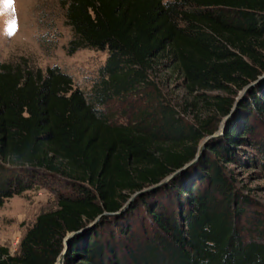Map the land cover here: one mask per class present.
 <instances>
[{"label":"trees","instance_id":"obj_1","mask_svg":"<svg viewBox=\"0 0 264 264\" xmlns=\"http://www.w3.org/2000/svg\"><path fill=\"white\" fill-rule=\"evenodd\" d=\"M62 3L67 52L108 56L87 94L57 66L0 62V207L37 187L56 196L16 253L0 245V264H57L69 233L64 264H264V204L229 167L264 178V0ZM159 66L210 116L189 124L159 102L112 123L105 106ZM227 116L195 162L144 191L193 161Z\"/></svg>","mask_w":264,"mask_h":264},{"label":"rangeland","instance_id":"obj_2","mask_svg":"<svg viewBox=\"0 0 264 264\" xmlns=\"http://www.w3.org/2000/svg\"><path fill=\"white\" fill-rule=\"evenodd\" d=\"M63 1L0 0V62L25 60L42 70L57 66L71 77L74 88L87 94L108 52L91 48L78 49L71 54L67 52L73 33L65 23ZM150 79L151 84L147 88L114 98L105 106L104 111L112 123L128 124L139 108L159 102L178 111L189 124H198L197 117L206 119L210 116V111L198 100L197 92L186 94L183 79L172 66L157 67ZM187 101L192 105L186 104ZM223 124L224 120L211 121L209 127L215 128L200 141L197 159L203 152L204 143L206 145L207 141L219 136ZM229 167L234 170L242 192L264 204V178L259 177L252 168L232 163ZM133 200H129L124 208ZM55 206L56 196L47 187L33 188L8 198L0 207V245L8 247L11 254L16 253L20 238L37 214ZM141 213L143 211L139 210Z\"/></svg>","mask_w":264,"mask_h":264},{"label":"water","instance_id":"obj_3","mask_svg":"<svg viewBox=\"0 0 264 264\" xmlns=\"http://www.w3.org/2000/svg\"><path fill=\"white\" fill-rule=\"evenodd\" d=\"M246 90H247V88H245L243 91H241V92L239 93V97H241V96L245 93ZM239 97H238V98H239ZM228 118H229V116H227V117L224 118V124L220 127L221 131L218 133L219 135L222 134L223 129H224V126H225V123H226V121L228 120ZM212 137H214V136H212ZM204 146H205V143H204V145H203V149H204ZM196 159H197V158L195 157V159H194L193 161H191L190 163L184 165L182 168L176 170L173 174H171L170 176H168L167 178H165L163 181H161V182L158 183L157 185L152 186V187H149V188L145 189L144 191L152 190L153 188L160 186L162 183L167 182V180L170 179L171 177H173L176 173L182 171V170L185 169L187 166H189V165H191L193 162H195ZM141 192H143V191H141ZM141 192H137V193H135V194L130 198V201L133 200L134 197L137 196L138 194H140ZM73 235H74V233H69V234L64 238L65 249L63 250L61 256L57 259V262H60V264H64V257H65V254H66L67 248H68V246H69L70 238H71Z\"/></svg>","mask_w":264,"mask_h":264},{"label":"bare ground","instance_id":"obj_4","mask_svg":"<svg viewBox=\"0 0 264 264\" xmlns=\"http://www.w3.org/2000/svg\"><path fill=\"white\" fill-rule=\"evenodd\" d=\"M58 263L60 264V262H57V264H58Z\"/></svg>","mask_w":264,"mask_h":264}]
</instances>
